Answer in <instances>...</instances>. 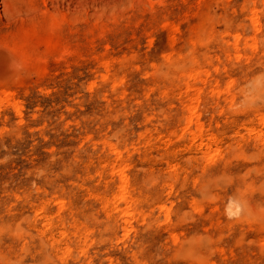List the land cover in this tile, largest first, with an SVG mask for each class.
<instances>
[{
  "label": "rangeland",
  "instance_id": "1",
  "mask_svg": "<svg viewBox=\"0 0 264 264\" xmlns=\"http://www.w3.org/2000/svg\"><path fill=\"white\" fill-rule=\"evenodd\" d=\"M261 115L264 0H0V264H264Z\"/></svg>",
  "mask_w": 264,
  "mask_h": 264
},
{
  "label": "bare ground",
  "instance_id": "2",
  "mask_svg": "<svg viewBox=\"0 0 264 264\" xmlns=\"http://www.w3.org/2000/svg\"><path fill=\"white\" fill-rule=\"evenodd\" d=\"M251 20L254 21V23L257 20H260V12L258 10H255L252 14H251ZM241 38V33H236L233 36V41L232 44H234L235 49L238 48V44H239V39ZM256 40V38L254 39ZM257 41V40H256ZM54 46V45H53ZM219 58L220 56H217L216 59V72L218 69V64H219ZM198 60V67L195 68L194 70L189 72V75L191 76L190 78L193 79V82L190 81L189 79H186L184 81V92L185 94H188L190 97L189 99L186 101L185 107H186V115H185V126H184V130L185 132H188L191 135V138L196 141L199 140V147L202 148V152L204 155L208 156L209 154L218 151V138L219 135L216 132H211L206 139H204V121L201 117V114L197 112V105L198 103L201 101L202 96L201 93H199L197 91V87L194 83V80L201 78L205 81L208 80V77L211 75V72L209 71V66L210 63L209 61H206L205 59L202 58H197ZM216 79L218 80V78L216 77ZM231 81H233V78L230 77ZM217 89V85L213 86L211 88V90H216ZM258 122L259 124L263 125L264 124V115H261L260 117H258ZM250 129L252 131L258 132L260 137V140H262L261 142H264V133H262V127L258 128L257 125L252 124ZM264 146V143L263 145ZM111 149L115 152L116 154V162H124L125 160L123 159V153L121 150H119L117 147L115 146H111ZM210 156V155H209ZM114 161V162H115ZM113 162V163H114ZM120 175L122 178V183L119 186V190L116 194L113 195L112 200L115 202H118L119 204L124 203V206L122 208V221L124 223H129L130 220L127 216H129L130 214H134L138 212L137 206H136V199H134L132 197V192L128 187V181L126 178V175L124 174V171L121 170L120 171ZM111 202V200H108ZM245 201V200H244ZM117 203V204H118ZM245 202L240 201V202H236L231 204L230 208L231 209H235L237 211H240L243 216H245L246 212H245ZM193 262L197 261L199 262H203V257L200 256L199 254L195 255L194 257H192Z\"/></svg>",
  "mask_w": 264,
  "mask_h": 264
}]
</instances>
